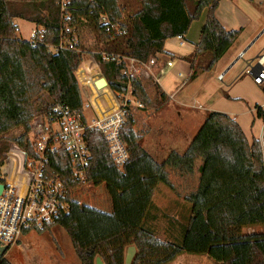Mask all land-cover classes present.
Segmentation results:
<instances>
[{
	"label": "trees",
	"instance_id": "obj_1",
	"mask_svg": "<svg viewBox=\"0 0 264 264\" xmlns=\"http://www.w3.org/2000/svg\"><path fill=\"white\" fill-rule=\"evenodd\" d=\"M130 1L67 0L62 11L60 0H0V165L8 142L34 156L26 138L34 117L50 118L57 106L82 110L75 72L84 47L73 43L81 27H89L96 36L100 48L92 52V59L110 90L121 95L131 90L144 110H158L168 97L154 84L157 99L151 100L139 82L123 74L127 63L122 58L147 63L150 57L164 53L168 39L186 35L206 11L196 51L186 58L191 71L187 81L191 82L198 74L214 69L242 31H228L217 20L215 12L221 0ZM15 20L33 23L41 31L30 41L19 39ZM64 39L72 42L71 48L57 49ZM255 110L264 122L262 109L256 106ZM130 113L128 108L121 139L132 163L147 157V152L139 145ZM15 129H21V134L5 138ZM85 141L91 155L85 181L72 177L67 155L59 153L51 158L46 176L63 183L70 212L41 231L61 227L79 264H94L97 256L103 264H124L128 245L136 250L131 264H169L183 254L205 256L215 264H264V150L256 139L249 145L240 126L227 115L208 113L183 153L170 151L154 164L157 182L175 193L169 171L183 179L198 174L195 190L182 196L187 214L176 240L159 237L155 226L161 210L154 203L156 190L150 188L116 209L115 233L82 245L71 192L113 168L101 134L88 131ZM250 229L253 231L247 232ZM4 264L9 263L5 260Z\"/></svg>",
	"mask_w": 264,
	"mask_h": 264
},
{
	"label": "rangeland",
	"instance_id": "obj_2",
	"mask_svg": "<svg viewBox=\"0 0 264 264\" xmlns=\"http://www.w3.org/2000/svg\"><path fill=\"white\" fill-rule=\"evenodd\" d=\"M130 2L134 4V0ZM225 2L220 9V13L224 16L229 15L231 20L236 23L231 26L232 29H242L233 45L238 47L241 44V48L244 46L241 49L242 51L249 46L245 51V55L237 59L239 56H236L237 51H230L210 72L200 73L193 81L186 80L187 83L183 84V86H186L179 97L187 105L193 104L188 110L199 114V120L195 122L186 123L180 119L177 120L178 111L174 109L176 107L172 104L166 107L170 102L169 100L158 110L151 108L145 110L142 108L133 109L130 113L134 120L133 130L139 136V145L147 152V157L129 163L123 169L109 168L100 173L97 179L89 185L85 183L80 188L73 190L76 197V200H74L75 207H77L80 216H84L89 208L97 211L111 208L116 203L119 192H144L152 187L156 190L154 203L161 210L158 214L160 219L156 223L157 226H155L158 235L161 239L163 237L170 240L177 239L179 225L185 223L184 217L187 214L182 196L195 190L198 174L195 173L191 179H183L175 171H169V180L175 187L177 192L175 193L157 182L158 174L155 172L154 164L160 163L170 151L183 153L205 121V119L202 120L206 113L205 109H210L211 106L224 108L222 104L225 95L238 97L237 100L233 99L226 106H229L230 110L242 114L247 122H252L249 114L250 107L246 98L251 94L253 96L256 91L252 87L250 76L246 74V69L247 63L264 51V0H253L252 2L247 0H225ZM15 24L17 26V37L25 41H30L31 35L36 31H41V27L23 20H15ZM197 37L198 33L195 32L194 40ZM96 41L95 34L86 26L81 27L79 35L73 37L74 44L79 42L84 47L82 61L77 69L78 71L81 68V72L77 73L79 80L77 82L81 86L80 90L84 105H86L87 96L83 91H89L88 86L85 84L86 77L92 76L94 79L102 77L98 66L92 59V52H97V48H100ZM63 42L72 44L68 39H64ZM174 43L172 42V45ZM175 46L179 48L177 43ZM166 47L169 48L170 45L167 43ZM174 51L177 53L178 50L174 48ZM132 78L139 77L134 75ZM153 85L154 83L144 89L151 100H156L157 91ZM183 86L180 84L176 91ZM198 105L204 106V108L197 110ZM171 106L174 107L173 110L170 109ZM19 134H21V129H15L6 134L5 138L11 139ZM8 145L11 146L12 143L8 142ZM10 154L11 156H18L14 151ZM198 164L199 161L196 162V166ZM162 214L165 216L163 219H161ZM82 216L81 218H83ZM167 218H170V221L174 220L175 224H169V220L166 221ZM28 238L30 246L27 250L9 249L6 251L4 259L9 264H79L70 239L61 227L54 226L48 231L31 232ZM177 261L181 264H215L205 256L188 254L179 256Z\"/></svg>",
	"mask_w": 264,
	"mask_h": 264
},
{
	"label": "built area",
	"instance_id": "obj_3",
	"mask_svg": "<svg viewBox=\"0 0 264 264\" xmlns=\"http://www.w3.org/2000/svg\"><path fill=\"white\" fill-rule=\"evenodd\" d=\"M60 4L64 11L67 0H60ZM102 21L108 23L104 17ZM107 31L111 32L109 28ZM33 38L34 34L30 39ZM179 44H182L181 39ZM70 48V44L61 41L57 49ZM122 60L127 63L123 74L128 77L144 76L146 69L151 70L156 62L154 57H150L145 64L133 59ZM166 66H171V62H167ZM77 72H81V68ZM246 74L255 85L264 86V51L247 63ZM178 76L184 81L188 79L181 73ZM98 79L86 77L89 91H83L87 102L81 111L57 106L50 118L38 115L30 121L26 138L33 147V157L15 144L9 146L5 153L0 165V184L3 185L0 193V245L6 249L0 256V264H4V255L9 249L25 251L29 248L28 236L31 232L43 231L46 225L70 212L63 183L58 178L49 179L46 176L51 158L59 153L67 155L72 177L85 181L91 158L85 134L95 131L106 142L113 168L123 169L129 164L130 153L121 139V133L126 124L127 109L130 108L131 112L133 104L142 107L129 89L121 95L113 93L109 86L96 88ZM13 151L18 156H11Z\"/></svg>",
	"mask_w": 264,
	"mask_h": 264
},
{
	"label": "crops",
	"instance_id": "obj_4",
	"mask_svg": "<svg viewBox=\"0 0 264 264\" xmlns=\"http://www.w3.org/2000/svg\"><path fill=\"white\" fill-rule=\"evenodd\" d=\"M224 3H226L225 0L220 1L216 9V12H215L216 18L226 30L228 31L234 30L232 29L233 27L231 26L233 24L235 25L236 23L231 20V17L229 15L224 16L220 13V9ZM204 13H202V15L197 21H194L190 25L186 35H184L183 37H175L172 39H168L165 42L164 53L154 56L156 62H155L154 67L151 70L148 71L146 69L144 76H138L139 78H134L137 82L141 84L143 88H148L153 83L157 84L162 90V92L169 98L168 100L170 102L166 105V107H169L170 106L169 104L174 105L176 108L171 106L170 109L173 110L174 108L178 111V115L177 116L175 115L176 119L177 120L180 119L181 121H185L186 123L195 122L196 120H199V114L194 113L191 110L190 112L188 108L192 107L193 104L187 105L182 100V98L179 97V94L183 91V89L186 86V85L183 86V84L186 81L180 78L178 74L181 73L186 78H188V76L190 75V72H191L190 65L186 62V58L193 55L196 51V46L199 43L200 31L205 23L206 12L204 11ZM195 32L198 33V37L196 40H194ZM179 39H181L182 44H179ZM172 42H175L174 45H172ZM192 42H196V43H192ZM167 43L170 45L169 48L166 47ZM176 43L179 48L175 46ZM235 47L237 48V50ZM243 47L244 46H242V48ZM174 48L178 50L176 51L177 53H175ZM242 48H241V44L238 47L233 45L228 50L227 53H229L230 51H234V52L237 51L236 56H238L242 52L241 50ZM248 48L249 47H247L246 49ZM244 55H245V52L242 54V56ZM225 56L223 58H225ZM167 62H171V66L167 67L166 66ZM77 73L78 72H76L75 76H76L77 81L79 82ZM251 83H252V87L254 88L256 92L253 96L251 94L252 97L251 96L247 97L246 100L249 103V107H250L249 114H250V117L252 118V122H247V120L243 117L242 114H238L237 111L230 110L228 108L229 106H226V105H229L230 101H232L233 99L237 100L238 98L236 96L230 97L228 95H225V99H223L224 102L222 105L224 108H216L215 106H211L209 107L210 109H205L206 113L204 117L202 118V120L205 119L206 115L210 112L223 113L227 115L229 118H231L232 120H234L240 126L249 145H251V142L253 139H256L260 141L261 147L264 150V138H263L264 122L261 119L256 117V110H255V107L257 106V107H260L262 111L264 112V92H263L264 86L255 85L252 79H251ZM180 84H182L183 87L179 89L178 91H176V88L180 86ZM79 87L81 89L80 83H79ZM256 87L259 88L260 90H258ZM226 99H228V101H226ZM203 108L204 106H201V105L197 106V110H202ZM133 109L138 110L141 108H138L135 104H133ZM90 183H88V185ZM140 193L142 192H133V193L119 192L118 193L119 196H117L119 198L117 199L116 197V203L111 208L101 209L98 211L89 208V210L88 211L86 210V212L84 213V216L81 215L83 217L81 218L79 211L77 207H75V203H74V200H76V197L74 196L75 192L74 191L71 192L73 210H74L75 218L77 221L82 245L87 246L90 243L101 239L102 237L115 233L118 230L116 220L114 217V213L116 209H118L119 207H121L122 205H124L125 203H127L128 201H130L131 199H133ZM252 231L253 230L251 229L247 230V232H252ZM135 253H136V250L133 245H128L127 247H125L124 264H131V261ZM178 258L179 256L173 262L169 264H181V262L179 263V261H177ZM94 264H103V261L99 256H97L94 259Z\"/></svg>",
	"mask_w": 264,
	"mask_h": 264
},
{
	"label": "water",
	"instance_id": "obj_5",
	"mask_svg": "<svg viewBox=\"0 0 264 264\" xmlns=\"http://www.w3.org/2000/svg\"><path fill=\"white\" fill-rule=\"evenodd\" d=\"M248 47H249V46H248ZM245 51H246V49L243 50V51L240 53V55L237 57V59H239V58L241 57V55H242ZM95 86H96V88L100 89V88H103V87L108 86V83H107V81H106V79H105L104 77H101V78H99V79L95 82ZM2 190H3V185L0 184V193L2 192ZM5 249H6V248H5L4 246H1V245H0V256H2V254H3L4 251H5Z\"/></svg>",
	"mask_w": 264,
	"mask_h": 264
}]
</instances>
